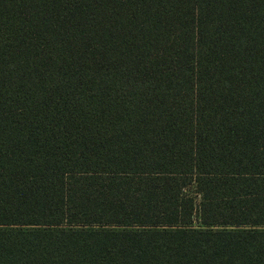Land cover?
<instances>
[{"label": "trees", "instance_id": "obj_1", "mask_svg": "<svg viewBox=\"0 0 264 264\" xmlns=\"http://www.w3.org/2000/svg\"><path fill=\"white\" fill-rule=\"evenodd\" d=\"M0 264H264V0H0Z\"/></svg>", "mask_w": 264, "mask_h": 264}]
</instances>
